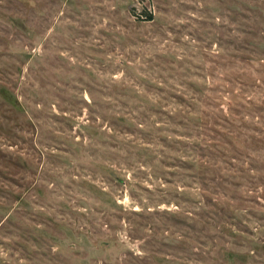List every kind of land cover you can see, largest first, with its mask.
<instances>
[{
  "label": "rangeland",
  "instance_id": "rangeland-1",
  "mask_svg": "<svg viewBox=\"0 0 264 264\" xmlns=\"http://www.w3.org/2000/svg\"><path fill=\"white\" fill-rule=\"evenodd\" d=\"M0 264H264V0H0Z\"/></svg>",
  "mask_w": 264,
  "mask_h": 264
},
{
  "label": "trees",
  "instance_id": "trees-1",
  "mask_svg": "<svg viewBox=\"0 0 264 264\" xmlns=\"http://www.w3.org/2000/svg\"><path fill=\"white\" fill-rule=\"evenodd\" d=\"M153 17H152V15H149V19H152Z\"/></svg>",
  "mask_w": 264,
  "mask_h": 264
}]
</instances>
